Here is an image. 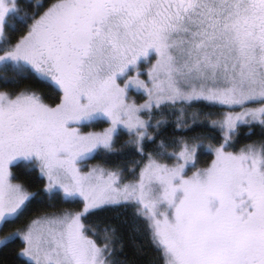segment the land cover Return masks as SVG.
<instances>
[{
	"label": "snow or ice",
	"instance_id": "6c2138e0",
	"mask_svg": "<svg viewBox=\"0 0 264 264\" xmlns=\"http://www.w3.org/2000/svg\"><path fill=\"white\" fill-rule=\"evenodd\" d=\"M0 264H264V0H0Z\"/></svg>",
	"mask_w": 264,
	"mask_h": 264
},
{
	"label": "trees",
	"instance_id": "16d2710c",
	"mask_svg": "<svg viewBox=\"0 0 264 264\" xmlns=\"http://www.w3.org/2000/svg\"><path fill=\"white\" fill-rule=\"evenodd\" d=\"M88 129H93V128L90 127V128L85 129V130H88ZM135 243L138 244V245H143L144 246L143 259L151 260L152 256H153V253L151 251V248L147 246V237H143V236L137 237L136 240H135Z\"/></svg>",
	"mask_w": 264,
	"mask_h": 264
},
{
	"label": "rangeland",
	"instance_id": "374dc122",
	"mask_svg": "<svg viewBox=\"0 0 264 264\" xmlns=\"http://www.w3.org/2000/svg\"><path fill=\"white\" fill-rule=\"evenodd\" d=\"M91 130H93V129H88L87 131H91ZM93 163H94V161H93Z\"/></svg>",
	"mask_w": 264,
	"mask_h": 264
}]
</instances>
